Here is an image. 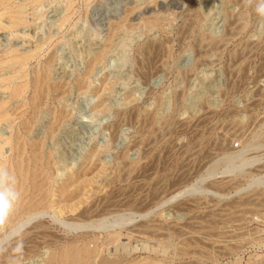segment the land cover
<instances>
[{
  "label": "rangeland",
  "instance_id": "374dc122",
  "mask_svg": "<svg viewBox=\"0 0 264 264\" xmlns=\"http://www.w3.org/2000/svg\"><path fill=\"white\" fill-rule=\"evenodd\" d=\"M6 4L2 22L20 12L21 23L0 29V145L17 131L41 143L50 192V210L27 227L40 219L64 241L85 234L93 246L105 238L94 227L101 216L79 214H135L101 254L128 243L127 258L158 264H247L245 242L264 231V189L238 192L264 176V0ZM24 54L32 58L10 61ZM231 159L254 161L235 174ZM16 160L5 144L0 179ZM193 186L206 191L146 215ZM48 251L15 264H44Z\"/></svg>",
  "mask_w": 264,
  "mask_h": 264
},
{
  "label": "bare ground",
  "instance_id": "6f19581e",
  "mask_svg": "<svg viewBox=\"0 0 264 264\" xmlns=\"http://www.w3.org/2000/svg\"><path fill=\"white\" fill-rule=\"evenodd\" d=\"M10 0H0V9ZM7 6V4H6ZM8 8V7H7ZM1 11V10H0ZM4 13L0 12V29L14 28L21 23L19 19L20 12H13L10 16L11 22L6 25L2 22ZM69 17H65L68 20ZM155 46L150 45L148 51ZM158 49V48H156ZM145 51V48H144ZM145 53H149V52ZM32 58V54H24L23 56H12L10 61L14 63H21ZM5 61L0 62L4 64ZM45 76L39 75L35 84L40 88V83L47 78V71ZM15 93H21V87L16 88ZM6 103L0 104V118L8 116L5 109ZM8 118V117H7ZM24 129L29 132V126L24 124ZM14 143V147H13ZM5 144H11L14 150V157H16V164H12L7 169V176L0 179V191L4 195L3 206L0 207V245L6 242L14 234H19L17 238L10 239L7 243L2 245L5 251H0V264H15L24 259L37 256L43 247L49 248L47 255L43 258L44 264H158L149 257L141 260L137 258H127L133 251L136 250L133 246L130 247L128 243H120L115 246V253L111 254L108 246L111 243L117 242L121 239L123 229L126 224L131 222L134 216L126 217L123 214L114 217L105 216L104 214L94 215L89 210L83 211L79 214L78 219L83 221H90L94 216H101L96 220L94 227L105 234V238L99 242L93 241V246L81 239L86 235L75 236L67 241L59 236L55 231H49L46 228L44 221L33 223L31 227H27L38 216L43 215L50 210L49 196L50 192L46 190V185L41 179L44 171L42 167L43 157L40 153L41 143H27L25 136L17 131L15 136H11L4 140L0 145V153L4 149ZM29 154V156H26ZM239 158V157H238ZM237 158V159H238ZM231 159L226 168V172L235 174H244L248 167L253 164L254 160L241 159L239 162H233ZM4 165H1L3 167ZM66 189L62 190V195L65 196ZM257 189H264V176L248 180L245 184L238 187V192H249ZM205 189L201 187L186 188L178 191L175 195L166 198L162 205L150 209L146 215H151L157 211L161 206L168 202H172L177 198L185 195L202 194ZM72 198L66 196L60 203L67 205ZM91 208V207H90ZM133 215V214H132ZM138 215V214H137ZM76 218V217H75ZM75 222L74 217L72 218ZM74 224V223H73ZM73 224L69 227H73ZM78 226V224H75ZM27 227V228H26ZM26 228L24 231L23 229ZM22 230V231H21ZM100 250H106L101 254ZM119 251L121 254H119ZM121 251L126 252L123 255ZM163 251V250H162ZM99 256V258H98ZM241 263V262H240ZM233 264H238L234 262ZM247 264H251L248 262Z\"/></svg>",
  "mask_w": 264,
  "mask_h": 264
},
{
  "label": "built area",
  "instance_id": "2783aa9c",
  "mask_svg": "<svg viewBox=\"0 0 264 264\" xmlns=\"http://www.w3.org/2000/svg\"><path fill=\"white\" fill-rule=\"evenodd\" d=\"M244 246L246 263L264 264V231H253L251 238L245 242Z\"/></svg>",
  "mask_w": 264,
  "mask_h": 264
}]
</instances>
